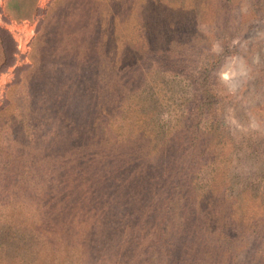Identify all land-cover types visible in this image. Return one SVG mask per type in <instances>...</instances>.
Segmentation results:
<instances>
[{"label": "rangeland", "instance_id": "rangeland-1", "mask_svg": "<svg viewBox=\"0 0 264 264\" xmlns=\"http://www.w3.org/2000/svg\"><path fill=\"white\" fill-rule=\"evenodd\" d=\"M224 6L223 0H0V24L17 43L15 64L0 71V264H15L10 257L20 251L31 259L24 264L52 257L45 240L64 230V196L72 199L68 205L80 200L71 195L79 192L76 183L64 191V153L74 155L103 96L113 109L100 123L108 132L121 121L137 132L148 117L149 128L163 136L180 127L193 94L189 77L210 62L220 103L204 120L208 148L222 152L220 135L242 145L232 152L229 144L227 154L244 177L238 186L251 185L264 198V0L232 2V15L254 24L231 39L228 53L216 32L227 19L231 30L237 24ZM141 44L154 55L136 52ZM163 54L191 65L178 71L157 59H167ZM133 58L140 80L130 77ZM125 105L139 109L121 115ZM203 162L194 173L200 187L214 176L212 162Z\"/></svg>", "mask_w": 264, "mask_h": 264}, {"label": "trees", "instance_id": "trees-1", "mask_svg": "<svg viewBox=\"0 0 264 264\" xmlns=\"http://www.w3.org/2000/svg\"><path fill=\"white\" fill-rule=\"evenodd\" d=\"M234 1L223 0L237 24L235 30L227 19L225 28L216 32L224 39L223 53L234 49L235 35L254 24L244 23L238 13L232 15ZM172 41L171 35L165 39L168 45ZM0 44L3 71L15 64L17 43L1 24ZM139 48L136 52L144 49V54L154 55L147 44ZM162 56L168 60L157 59L178 71L186 63L191 65L172 54ZM137 61L130 60V77L140 80ZM208 64L189 77L193 94L179 117L180 127L163 136L149 128L148 117L137 132L132 124L126 126L127 121L119 122L118 131L108 132L100 123L113 109L107 107L110 97L103 96L96 107L97 119L88 121L87 136L73 146L74 155L64 153V191L70 188L69 182L76 183L79 192L74 188L71 195L80 200L77 206L68 205L72 199L64 196V230L46 237L53 254L42 256L43 264H264V198L251 185L247 188L253 190L238 186L244 177L236 173L233 154L227 157L231 148L235 152L242 145L220 135L222 152H216L208 148L211 140L207 143L203 131L205 117L215 115L220 103L213 87L216 62ZM138 109V105H125L120 113ZM203 161L212 162L214 176L200 187L194 173ZM19 258L20 264L31 261L29 254L20 251L9 263L17 264Z\"/></svg>", "mask_w": 264, "mask_h": 264}]
</instances>
